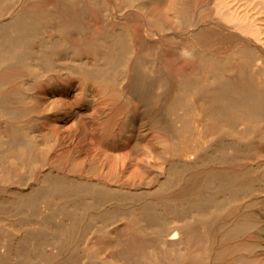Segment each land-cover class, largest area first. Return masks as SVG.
I'll list each match as a JSON object with an SVG mask.
<instances>
[{
	"label": "bare ground",
	"instance_id": "bare-ground-1",
	"mask_svg": "<svg viewBox=\"0 0 264 264\" xmlns=\"http://www.w3.org/2000/svg\"><path fill=\"white\" fill-rule=\"evenodd\" d=\"M0 264H264V0H0Z\"/></svg>",
	"mask_w": 264,
	"mask_h": 264
},
{
	"label": "rangeland",
	"instance_id": "rangeland-1",
	"mask_svg": "<svg viewBox=\"0 0 264 264\" xmlns=\"http://www.w3.org/2000/svg\"><path fill=\"white\" fill-rule=\"evenodd\" d=\"M79 87V84H75L74 86H73V89L75 90V89H77Z\"/></svg>",
	"mask_w": 264,
	"mask_h": 264
}]
</instances>
